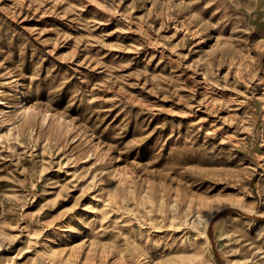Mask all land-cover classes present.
Instances as JSON below:
<instances>
[{"label": "rangeland", "instance_id": "obj_1", "mask_svg": "<svg viewBox=\"0 0 264 264\" xmlns=\"http://www.w3.org/2000/svg\"><path fill=\"white\" fill-rule=\"evenodd\" d=\"M0 264H264V0H0Z\"/></svg>", "mask_w": 264, "mask_h": 264}, {"label": "bare ground", "instance_id": "obj_2", "mask_svg": "<svg viewBox=\"0 0 264 264\" xmlns=\"http://www.w3.org/2000/svg\"><path fill=\"white\" fill-rule=\"evenodd\" d=\"M200 205L203 207L205 217H204V219L199 220V222L202 225H206L208 223L210 217L225 205V201L216 200L212 203L211 208H209L206 203H200ZM194 221H196V223H197L198 220L195 219ZM200 235L205 238V234L203 232H201Z\"/></svg>", "mask_w": 264, "mask_h": 264}]
</instances>
